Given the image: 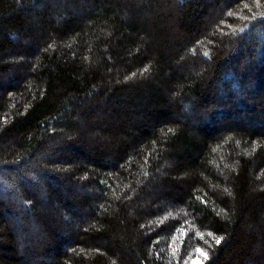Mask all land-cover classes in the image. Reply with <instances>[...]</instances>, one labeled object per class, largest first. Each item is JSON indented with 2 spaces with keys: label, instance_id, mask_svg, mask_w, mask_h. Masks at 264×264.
Returning a JSON list of instances; mask_svg holds the SVG:
<instances>
[{
  "label": "trees",
  "instance_id": "trees-1",
  "mask_svg": "<svg viewBox=\"0 0 264 264\" xmlns=\"http://www.w3.org/2000/svg\"><path fill=\"white\" fill-rule=\"evenodd\" d=\"M195 261L264 264V0H0V264Z\"/></svg>",
  "mask_w": 264,
  "mask_h": 264
},
{
  "label": "snow or ice",
  "instance_id": "snow-or-ice-1",
  "mask_svg": "<svg viewBox=\"0 0 264 264\" xmlns=\"http://www.w3.org/2000/svg\"><path fill=\"white\" fill-rule=\"evenodd\" d=\"M255 3L257 4V6H259V5H260V0H255ZM244 7L247 8L248 5L245 4ZM228 15L231 16V15H233V13H232V12H229ZM244 19H247V17H244ZM241 31H243V29H241ZM205 55H207V53H205ZM208 235L212 237V239L215 241L216 244H220L221 241H222V239H223V237H216V236L213 235L212 233H209ZM201 239H203V236H202V235H201ZM196 251H197L201 256H203L205 260L208 259V254H207L206 251H204V250L201 249V248H197Z\"/></svg>",
  "mask_w": 264,
  "mask_h": 264
},
{
  "label": "rangeland",
  "instance_id": "rangeland-1",
  "mask_svg": "<svg viewBox=\"0 0 264 264\" xmlns=\"http://www.w3.org/2000/svg\"><path fill=\"white\" fill-rule=\"evenodd\" d=\"M199 262H200V261H195L194 263H195V264H199Z\"/></svg>",
  "mask_w": 264,
  "mask_h": 264
}]
</instances>
